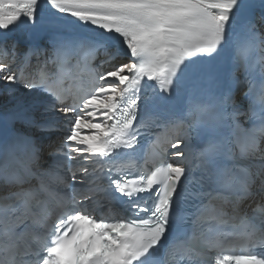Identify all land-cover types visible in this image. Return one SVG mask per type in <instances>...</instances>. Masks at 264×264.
I'll use <instances>...</instances> for the list:
<instances>
[{
	"label": "snow or ice",
	"instance_id": "6c2138e0",
	"mask_svg": "<svg viewBox=\"0 0 264 264\" xmlns=\"http://www.w3.org/2000/svg\"><path fill=\"white\" fill-rule=\"evenodd\" d=\"M229 62L264 77V0H0V93L27 90L0 105V264H264V82L240 109Z\"/></svg>",
	"mask_w": 264,
	"mask_h": 264
},
{
	"label": "bare ground",
	"instance_id": "6f19581e",
	"mask_svg": "<svg viewBox=\"0 0 264 264\" xmlns=\"http://www.w3.org/2000/svg\"><path fill=\"white\" fill-rule=\"evenodd\" d=\"M257 15H259V10L257 12ZM9 38H15L21 40V51H23V44L24 40L23 37L18 32H12L9 34ZM41 44H44L47 46L45 39H42L38 41ZM108 68L111 67V65H106ZM107 69V68H106ZM3 85L0 84V88H2ZM16 90L12 91L10 93H0V105H3L5 103L13 104L16 102L17 99H24L27 93V90L23 89L20 86H13ZM35 134V132H34ZM43 134H46L45 141L43 142L46 146L48 145L50 148H53L52 144L54 141V137L59 134V131H52V132H44ZM59 143H57L58 145ZM56 146V145H55Z\"/></svg>",
	"mask_w": 264,
	"mask_h": 264
}]
</instances>
